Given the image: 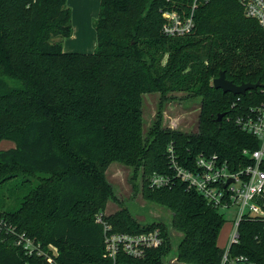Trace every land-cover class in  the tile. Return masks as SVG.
Listing matches in <instances>:
<instances>
[{
	"label": "trees",
	"instance_id": "1",
	"mask_svg": "<svg viewBox=\"0 0 264 264\" xmlns=\"http://www.w3.org/2000/svg\"><path fill=\"white\" fill-rule=\"evenodd\" d=\"M189 5L100 0L95 49L67 53L60 42L72 33L66 0H0V143H13L0 150V217L46 255H26L2 233L0 264H165L167 226L131 215L107 180L112 163L133 167L134 176L141 168L142 198L171 212V226L182 235L176 263L221 264L223 215L178 179L153 189L147 178L170 172L169 145L184 166L199 154H216L234 169L250 164L244 151L257 149L258 140L235 117L264 100V31L237 0H210L196 8L189 34L165 36L161 11L184 14ZM220 72L235 85L263 86L224 93L212 86ZM177 91L200 95L197 131L163 127L158 109L144 133L142 95ZM109 201L118 209L104 216ZM97 216L112 232L158 229L162 244L141 258L119 253L113 262ZM233 260L264 264V218L240 221L224 264Z\"/></svg>",
	"mask_w": 264,
	"mask_h": 264
},
{
	"label": "built area",
	"instance_id": "2",
	"mask_svg": "<svg viewBox=\"0 0 264 264\" xmlns=\"http://www.w3.org/2000/svg\"><path fill=\"white\" fill-rule=\"evenodd\" d=\"M210 0H190L188 12L177 10L161 11L163 23L161 32L167 37H182L194 28V12L199 4ZM243 8L244 16L254 19L264 31V0H237ZM235 123L239 128L258 140L257 149L244 151L250 164L231 168L227 161L216 154H199L192 165H182L172 145L166 149L169 173L153 172L147 178L153 189L170 187L174 179L180 180L187 190L201 195L207 203L219 212L235 208L236 214L232 230L228 236V246L224 248L221 264L227 261L231 244L237 242L238 225L243 219L264 218V100L257 106L248 108L244 114H237ZM96 222L103 225L105 257L113 262L119 253L141 258L145 252L162 244L163 238L158 229L138 234L112 232L101 216ZM14 237V245L26 255L45 257L39 243H35L23 232H17L0 217V234ZM229 264H235L234 260Z\"/></svg>",
	"mask_w": 264,
	"mask_h": 264
},
{
	"label": "rangeland",
	"instance_id": "3",
	"mask_svg": "<svg viewBox=\"0 0 264 264\" xmlns=\"http://www.w3.org/2000/svg\"><path fill=\"white\" fill-rule=\"evenodd\" d=\"M74 20H77V12L72 11ZM94 22V20H93ZM88 25L87 33L94 34V27ZM82 34H86V29H81ZM142 120L143 132L151 127L156 113L160 109L161 125L165 128L177 130L185 133H194L197 131L198 116L200 110V95L193 92L177 91L169 92L164 97L159 93H150L142 95ZM13 143L2 141L0 150H6ZM134 168L123 166L119 163H112L107 168L105 174L108 182L111 184L116 197L123 201L131 215L140 223L162 222L167 226L170 240L171 252L165 259V264H179L175 262V251L182 235L171 226V212L165 207L148 202L141 196V168L134 176ZM14 179L9 180L12 183ZM10 201L12 199H9ZM118 209L115 202L109 201L101 214L107 216ZM225 223L220 229L217 244L221 248L228 246V236L232 230V223L236 214V209L231 208L228 212H220Z\"/></svg>",
	"mask_w": 264,
	"mask_h": 264
},
{
	"label": "crops",
	"instance_id": "4",
	"mask_svg": "<svg viewBox=\"0 0 264 264\" xmlns=\"http://www.w3.org/2000/svg\"><path fill=\"white\" fill-rule=\"evenodd\" d=\"M99 3L100 0H66V6L71 12L72 33L71 36L60 40L64 52H93L96 46V37L92 33H87V30H89L88 25L92 24L93 20L97 18ZM72 11L77 12V20H74V14L72 16ZM84 28L86 29L85 35H83L81 31V29ZM12 147V144L8 146V148Z\"/></svg>",
	"mask_w": 264,
	"mask_h": 264
},
{
	"label": "water",
	"instance_id": "5",
	"mask_svg": "<svg viewBox=\"0 0 264 264\" xmlns=\"http://www.w3.org/2000/svg\"><path fill=\"white\" fill-rule=\"evenodd\" d=\"M212 86L214 89H220L224 93H231L233 95H243L248 90H255L262 87L263 84L256 82L252 83H242L239 85L233 84L231 81L225 79L224 73L220 72L217 78L212 80ZM223 114H219L216 118L217 121L221 120Z\"/></svg>",
	"mask_w": 264,
	"mask_h": 264
}]
</instances>
